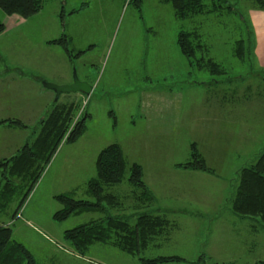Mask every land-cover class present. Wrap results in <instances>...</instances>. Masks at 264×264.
I'll return each instance as SVG.
<instances>
[{"label": "rangeland", "instance_id": "374dc122", "mask_svg": "<svg viewBox=\"0 0 264 264\" xmlns=\"http://www.w3.org/2000/svg\"><path fill=\"white\" fill-rule=\"evenodd\" d=\"M230 1L252 23L248 10L262 9L251 0ZM0 18L5 23L0 31V117H21L28 124L16 126L14 143L31 140L56 101L76 103L74 120L86 110L91 113L77 140L67 141L65 135L39 170L16 177L19 190L0 213L40 264H142L137 254L102 242L93 243L85 255L73 251L65 230L99 211L64 219L54 215L62 207L57 193L77 187V197L93 198L86 181L96 174L98 151L112 141L125 150L126 177L133 161L143 165L156 196L144 208L169 218L158 243L141 255L186 257L156 264H256L264 259L263 221L241 217L231 203L239 168L264 146V69H258V58L252 70L246 58L234 53L245 25L242 14L224 7L196 18L210 36L209 55L227 68L220 74L196 68L182 53L177 33L191 22L177 17L164 0H45L32 15L0 9ZM253 27L257 56L261 29ZM65 34L72 56L63 43L51 42ZM74 71L93 84L90 93L62 92L57 99L43 83H68ZM31 80L54 93L40 113L32 110L38 102ZM3 128L0 124V136ZM194 140L212 173L177 166L189 158ZM126 183L109 190L126 196L122 210L129 215L136 201L134 187Z\"/></svg>", "mask_w": 264, "mask_h": 264}, {"label": "trees", "instance_id": "16d2710c", "mask_svg": "<svg viewBox=\"0 0 264 264\" xmlns=\"http://www.w3.org/2000/svg\"><path fill=\"white\" fill-rule=\"evenodd\" d=\"M44 1L0 0V9L4 13L29 16L38 12L43 7ZM164 1L171 3L177 17L191 22L190 27H182L177 33V44L182 53L196 68L207 69L216 74L226 72L227 68L217 57L209 55L210 43L208 44L207 41L210 40V36H207L195 23L196 18L206 13L220 12L224 7L235 9L237 14H242L245 25H240L241 36L235 40L234 53L242 60L246 58L251 64V69L255 70L254 62L257 56L253 23L249 16H245L237 6L233 5L232 1ZM251 2L253 6L264 9V0H251ZM4 25V21L0 18V31L4 29ZM68 40L65 34L62 38L52 39L51 42L63 43L68 54L72 56L74 53L67 43ZM260 68L264 69V65L259 66L258 69ZM76 107L74 102L66 104L56 101L41 118L35 136L27 140L14 154L0 158V213L19 190L16 177H26L30 172L33 175L39 170L40 164L49 161L65 135V140L75 141L86 131L87 120L91 113L86 110L74 120L73 113ZM3 122L26 126L18 117L1 118L0 123ZM127 163L122 144L119 141H112L98 151L95 160L96 174L86 181V190L93 198L77 197L75 191L71 190L55 194L62 203V207L54 213L56 218L64 219L71 214L89 210L101 213L87 222L66 229L64 236L75 247L73 251L81 255H85L93 243L102 242L114 245L127 253L137 254L143 264L185 260V257L179 254H157L152 257L141 255V252L158 243L156 240L164 235L169 218L160 211L155 213L144 208L153 204L156 196L144 178L143 165L133 161L126 177ZM177 166L212 172L195 141L191 142L189 158L184 162H178ZM38 175L35 174L36 177ZM124 180L127 181L124 185L134 187L135 211L129 215H125L122 210L126 207V196L109 190V187L121 184ZM234 187L231 197L233 211L246 218L259 217L264 227V146L252 162L239 168ZM199 258L201 259L202 255ZM201 261L196 260L197 264L204 263ZM0 264H40L34 252L13 236V227L2 220H0ZM256 264H264V259Z\"/></svg>", "mask_w": 264, "mask_h": 264}, {"label": "crops", "instance_id": "0c3cea01", "mask_svg": "<svg viewBox=\"0 0 264 264\" xmlns=\"http://www.w3.org/2000/svg\"><path fill=\"white\" fill-rule=\"evenodd\" d=\"M248 12H249V15L251 16V19L253 21L254 26H256V27L259 26L260 29H261V32L258 31L259 33H257V37H258V43H257V53L258 54H257V58H258V61L262 65H264V9H257V8H255V9H249ZM83 79L86 80V78H83ZM12 80H21V79H16V77H13ZM28 82H29V86L31 87V89L35 90V93L32 95L33 96V100L35 102H38V103H36L35 106H33L32 110H34V111L36 110V112L39 111L38 113H40V110L39 109H43L44 108V105L47 102H49L50 100H53L54 99L53 98L54 93H50L49 89H46L42 84H39L38 82H35L34 80L33 81L31 80V81H28ZM36 92L38 94H36ZM82 93H84V92L77 91L75 94L80 95ZM5 117H12V116H3V117H0V119L1 118H5ZM18 118H20L21 120H23V118H21V117H18ZM23 122L25 123L26 126L28 125L24 120H23ZM0 124H2L4 126V128L2 129L3 131L1 132V136H0V140H1L0 141V143H1L0 144V158H1V157H4V156H8V155L14 154L25 142H22V143L21 142L14 143L16 141H14L12 139L13 135L11 134L12 132H17L18 131L16 129V126H21V127H24V126L11 124L9 122H3V123H0ZM16 136H19V134L17 133ZM24 139H25V137H24ZM195 142L197 143V141H195ZM190 151H191V148H190ZM190 169H193V170L194 169L201 170V169H197V168H190ZM76 189H77V187L74 188V189H72L71 191H75L76 192ZM243 218H246V217H243ZM188 260L194 261L193 259H189V258H188ZM181 261H183V260H181ZM167 262H174V261H167ZM176 262H179V261H176ZM154 264H156V263H154Z\"/></svg>", "mask_w": 264, "mask_h": 264}, {"label": "water", "instance_id": "95a60500", "mask_svg": "<svg viewBox=\"0 0 264 264\" xmlns=\"http://www.w3.org/2000/svg\"><path fill=\"white\" fill-rule=\"evenodd\" d=\"M43 83L46 87L55 91L57 99L62 92L82 91L84 93H90L93 89V84L89 80L80 79L76 71H74L73 80L68 83H56L46 80Z\"/></svg>", "mask_w": 264, "mask_h": 264}]
</instances>
